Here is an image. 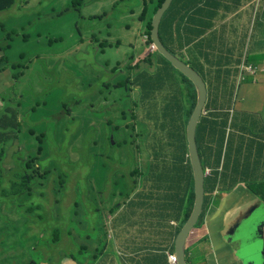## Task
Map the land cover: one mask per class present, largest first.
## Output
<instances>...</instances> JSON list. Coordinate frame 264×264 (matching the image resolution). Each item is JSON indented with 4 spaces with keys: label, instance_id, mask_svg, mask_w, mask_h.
Instances as JSON below:
<instances>
[{
    "label": "rangeland",
    "instance_id": "374dc122",
    "mask_svg": "<svg viewBox=\"0 0 264 264\" xmlns=\"http://www.w3.org/2000/svg\"><path fill=\"white\" fill-rule=\"evenodd\" d=\"M143 1L15 0V5L0 11V59H6L1 66L7 68L0 72V109L20 105L19 112H26L19 137L16 129L10 130L17 139L7 154L6 162L13 159V165L4 170L8 182L0 170V264H26L27 247L37 248L29 253L38 261L48 255V249H57L65 236L75 244L66 246V251L75 252L71 256L75 263L91 262L95 248L106 245L110 226L106 213L119 208L140 170L138 155L122 161L121 154L147 150L156 139L150 136L153 129L146 122L122 116L123 112L134 113L132 103L140 102L132 79L141 71L150 73L160 58L139 20ZM114 67L123 68L121 75H114ZM16 73L22 75L14 78ZM179 77L172 67L166 72L155 69L148 82L155 86L168 79L161 92L164 101ZM119 81L121 89H113ZM177 92L186 105L184 89ZM127 96L130 103L126 107ZM51 97L55 103L49 107ZM36 104L38 112L54 113L33 122L31 107ZM183 117L187 119V114ZM41 134L48 150L40 172H48L36 182L34 194L38 197L30 203L33 211L26 212L22 231L16 232L15 223L9 221L14 216L9 211L14 190L10 182L18 181L17 174L23 171L20 160L38 154L36 137ZM164 136L169 140L167 133ZM124 140L126 146H117ZM166 146L167 151L173 150L172 145ZM49 171L55 183L48 182ZM46 209L60 222L42 237L30 233V223L35 220L41 218L49 224ZM81 246L84 248L77 254Z\"/></svg>",
    "mask_w": 264,
    "mask_h": 264
},
{
    "label": "crops",
    "instance_id": "0c3cea01",
    "mask_svg": "<svg viewBox=\"0 0 264 264\" xmlns=\"http://www.w3.org/2000/svg\"><path fill=\"white\" fill-rule=\"evenodd\" d=\"M197 13L214 17L204 19L210 23L207 30L189 39V29L199 27L194 24L201 25V20L196 19ZM180 33L183 36L176 35L177 43L172 48L201 76L206 88L199 118L203 122L197 131L205 173L203 220L189 232L184 245L185 261L187 264H240L242 244L236 228L256 215V211H264V105H260L264 104V73L260 71L264 68V0H202L187 14ZM246 66L257 73L245 72ZM155 69L165 71L167 66L157 60L150 73L140 72L138 83H146L144 80L150 79ZM173 74V71L167 74L168 78ZM167 80L156 82L155 93L145 98L139 86H135L140 102L132 103L131 110L135 118L153 129L150 136H156L154 146L136 150L140 162L137 181L119 208L114 213H106L110 224L109 230L106 229V245L102 249L96 247L91 262L83 264H176L170 262L169 255L176 254L178 232L187 221L184 222L189 210L191 181L193 187L186 133L192 91L179 77L174 91L162 101L161 92ZM182 89L186 105L177 92ZM129 103L127 96L126 107ZM155 104H161L162 108L155 109ZM180 111L182 115L177 114ZM172 112L175 113L173 122L170 118L164 119L165 113ZM171 126L175 131L167 140L161 128ZM166 145H172L173 150L167 151ZM177 156L183 169L180 186H174L166 176L158 177L165 167H172ZM48 231L40 233V237ZM247 239L256 247L264 246V223L259 228L252 226ZM66 246L75 244L65 236L59 247L53 251L48 249V255L41 256L37 264H59L60 260L61 264H82L73 261L71 256L75 252L66 251ZM26 249L24 262L35 264L29 252L37 248Z\"/></svg>",
    "mask_w": 264,
    "mask_h": 264
},
{
    "label": "trees",
    "instance_id": "16d2710c",
    "mask_svg": "<svg viewBox=\"0 0 264 264\" xmlns=\"http://www.w3.org/2000/svg\"><path fill=\"white\" fill-rule=\"evenodd\" d=\"M80 2L82 0H76V2ZM15 0H0V11L3 10H7L9 9L12 5L14 4ZM164 2V0H145L142 2L141 5V14L139 16V20L140 22L143 24V27L145 29V35L147 36V40L149 44H152V40H151V29H152V18L154 16V14L156 13V11L159 9V7L162 5V3ZM202 2V0H173L170 8L165 12V14L163 15L160 25H159V36L160 39L163 43V45L175 56H177L179 59L184 61V58L179 55L178 53H176L172 46L177 43V39H176V35L178 36L182 29V24L185 23V18L187 16V14L192 10H194L200 3ZM73 7V5H72ZM199 10H197L198 12ZM200 12V11H199ZM214 15H212L211 17H206V16H201L200 14H196V19L199 22V20H201V25H196L194 23V26H199L197 29L195 30H191L189 29L188 35H189V39L195 38L197 36H199V34H201L202 32H204L205 30H207L210 27V23H206L204 21V19H208L211 20L213 19ZM180 36H183V34H181ZM183 47V44L182 46ZM0 49H2L0 47ZM155 53H157L159 55V60H161L166 66L167 69L165 71H169V68L172 67L173 70H175L176 72H178L183 79L184 83H187L192 91V107L191 110L189 111V116L194 108L195 105V101H196V92L195 89L192 85V83L189 81V79L187 77H185L183 74H181L177 69H175L171 63L166 60L163 56H161L157 51H155ZM151 56L148 57V60H151ZM6 58V56H5ZM6 59L3 60L0 59V72L4 71L7 69L6 67L1 66V64L5 61ZM157 61V59H156ZM17 66H13V69H16ZM28 68V67H26ZM113 72L114 75H121V73L123 72V68H118V67H114L113 68ZM158 76H161V73H157ZM18 75H22V73H16L13 77L16 78ZM142 77V76H139ZM120 80L122 79V77H119ZM137 78V77H135ZM149 79H146V83H138L139 78L137 79H132L131 81V86L133 88H135V86H139L140 88V92L143 96V98L150 96L151 94H154L156 89L154 88L153 83H149L148 82ZM108 86V85H107ZM121 81H119V83H117L113 89L115 90H120L121 89ZM129 90V89H126ZM55 103V98L51 97L48 101V106L51 107V105ZM47 106L46 103H43V107ZM19 107L23 109V106L18 105L16 108H12L10 106H4L2 107V109L0 110H4V112L0 111V144H3V147H0V170H2V176L5 178V182H8L9 178L8 176L4 173V170L7 169L9 166L13 165V159L11 162H6V159L8 158L7 154H8V150L11 148V145H14V141L17 139L15 138L11 133L10 130L11 129H16L18 132V136L19 137V133H21L22 128L24 127L22 124L25 123V117H26V112H19ZM36 107H38V104H36L35 106L31 107V114L33 115V122L38 121L39 119H41V117L43 116H50L54 113V110H50L49 112H45L44 110L42 112H38ZM169 109V107H167L165 110L167 111ZM179 114V112L177 113ZM127 117H131L135 118L136 115L135 113L130 112L126 113L123 112L122 116L124 118ZM174 115L175 113H171L170 115H168L167 113H165L164 118L168 119L170 118L171 121H174ZM23 119V122H21V117ZM200 122H203L202 120L199 121L197 123L196 126V130H195V144H196V149H197V153L199 156V160H201V166L204 167V162H202V154H201V149H200V143L199 140L197 138V131H198V125ZM162 131H165L170 137H172V135L174 134L175 131V127L171 126V127H162L161 128ZM30 134L33 136L34 133L32 131H30ZM25 137H28V133L24 134ZM43 134H41L40 136L38 135L36 137V141L38 143V149H37V155L33 156V157H28V158H24L20 160V164L22 166L23 171L21 173L17 174V179L18 181L11 183L10 185H12V187H14L13 190V201L12 204L10 203L9 206V211L11 212L12 209V213H14L13 217L9 216V221H12L13 223H15L16 225V232L22 231V226L23 223H21V220H25V215L26 212L27 213H31L33 211V207L30 205V203L32 202L34 197H38V194H34V190H36L35 185L36 182L40 181L42 178H45V172L47 173L48 171H44V173L40 172V162L42 160V158L44 159L46 151L48 150V146L44 143V141L41 140V138L44 139ZM126 146L127 145V141L124 140L123 142H121V144H117V146ZM136 151L134 152H125L123 154H121L120 159L122 161H124L126 159V157H129L131 155H135ZM181 163V159L177 156L175 157V159L172 161V167H165L164 170L158 175L159 178H162L164 176H166L167 178L170 179V182L174 185V186H180V184L182 183L183 180V169L180 165ZM202 167V168H203ZM150 168H153V166L151 165ZM19 170V168H18ZM191 175V174H190ZM47 179L48 182L51 183H55V179L53 178V176L50 175V171L47 175ZM249 189L256 194V192L254 191L253 187L251 185H248ZM6 196L8 195V191L5 192ZM193 194H194V190L192 187V181H191V186H190V204H189V210L185 216V220L184 222L189 218V213L191 211L192 208V204H193ZM263 199V196H262ZM28 202V203H27ZM55 204V201H54ZM54 206V205H53ZM52 206V207H53ZM47 211V221L49 222L48 225L44 224L46 223L45 220L43 219H38L33 221L32 223H30V227H29V232L32 233H44L46 230L53 228L55 226V222L58 221V217L55 218L54 215L48 210ZM203 212V211H202ZM203 220V213H201L197 223L195 224V226H198L202 223ZM183 222V223H184ZM58 223V222H57ZM20 225V226H19ZM63 228V226H62ZM54 230V229H53ZM55 231V230H54ZM49 232V231H48ZM57 231H55L56 234ZM46 234V233H45ZM40 261V259H39ZM37 264L38 262L35 261ZM83 264V262H82Z\"/></svg>",
    "mask_w": 264,
    "mask_h": 264
},
{
    "label": "water",
    "instance_id": "95a60500",
    "mask_svg": "<svg viewBox=\"0 0 264 264\" xmlns=\"http://www.w3.org/2000/svg\"><path fill=\"white\" fill-rule=\"evenodd\" d=\"M173 0H164L152 18L151 40L155 51L168 60L171 65L189 79L196 92L194 108L189 116L187 124V141L189 162L193 174V204L189 213V218L182 225L176 239L177 264H187L185 261L184 245L189 232L197 223L203 211L204 178L205 173L201 166L195 144V130L201 116L206 99L205 83L201 76L193 70L187 63L173 55L162 43L159 36V25L165 12L170 8ZM256 215L249 217L236 228L237 237L242 244L240 264H264V246L256 247L254 242L247 239L252 226L258 227L264 223V211H256ZM255 224V225H254Z\"/></svg>",
    "mask_w": 264,
    "mask_h": 264
},
{
    "label": "built area",
    "instance_id": "2783aa9c",
    "mask_svg": "<svg viewBox=\"0 0 264 264\" xmlns=\"http://www.w3.org/2000/svg\"><path fill=\"white\" fill-rule=\"evenodd\" d=\"M244 70H245V72H251V73H254V69L251 67V66H246V67H244ZM260 71L261 72H263L262 71V69H260ZM169 259H170V262L171 263H176V261H177V256H176V254H170L169 255Z\"/></svg>",
    "mask_w": 264,
    "mask_h": 264
},
{
    "label": "clouds",
    "instance_id": "9594fccd",
    "mask_svg": "<svg viewBox=\"0 0 264 264\" xmlns=\"http://www.w3.org/2000/svg\"><path fill=\"white\" fill-rule=\"evenodd\" d=\"M262 69V68H261ZM262 71H264L263 69H262ZM249 74H251V75H255L257 72L256 71H254V73H251V72H248ZM176 264H177V261H176Z\"/></svg>",
    "mask_w": 264,
    "mask_h": 264
}]
</instances>
